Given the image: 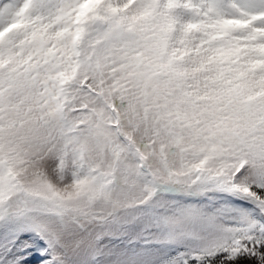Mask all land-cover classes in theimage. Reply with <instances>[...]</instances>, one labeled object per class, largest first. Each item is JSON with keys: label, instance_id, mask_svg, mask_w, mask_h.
<instances>
[{"label": "snow or ice", "instance_id": "1", "mask_svg": "<svg viewBox=\"0 0 264 264\" xmlns=\"http://www.w3.org/2000/svg\"><path fill=\"white\" fill-rule=\"evenodd\" d=\"M0 264H264V0H0Z\"/></svg>", "mask_w": 264, "mask_h": 264}]
</instances>
